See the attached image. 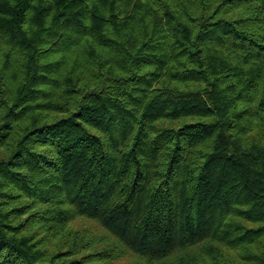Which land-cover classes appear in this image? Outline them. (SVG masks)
<instances>
[{
  "label": "trees",
  "instance_id": "obj_1",
  "mask_svg": "<svg viewBox=\"0 0 264 264\" xmlns=\"http://www.w3.org/2000/svg\"><path fill=\"white\" fill-rule=\"evenodd\" d=\"M130 257L264 264V0H0V264Z\"/></svg>",
  "mask_w": 264,
  "mask_h": 264
},
{
  "label": "rangeland",
  "instance_id": "obj_2",
  "mask_svg": "<svg viewBox=\"0 0 264 264\" xmlns=\"http://www.w3.org/2000/svg\"><path fill=\"white\" fill-rule=\"evenodd\" d=\"M77 226V223H76ZM94 229L96 230L97 233L103 234V231L99 229L97 226H94ZM137 261L135 257H130V258H125L124 260L118 261L116 264H136Z\"/></svg>",
  "mask_w": 264,
  "mask_h": 264
}]
</instances>
